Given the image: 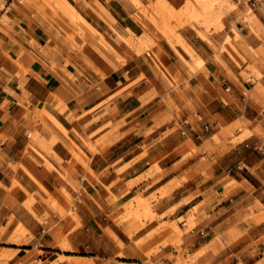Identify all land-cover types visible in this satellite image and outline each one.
I'll use <instances>...</instances> for the list:
<instances>
[{
	"label": "crops",
	"instance_id": "0c3cea01",
	"mask_svg": "<svg viewBox=\"0 0 264 264\" xmlns=\"http://www.w3.org/2000/svg\"><path fill=\"white\" fill-rule=\"evenodd\" d=\"M132 1L83 0L77 5L82 19L123 60L109 69L90 55L81 60L68 54L70 45L62 33L12 0H3L0 264H142L145 251L170 239L167 226L185 220L195 205L203 202V212L216 218L225 204L218 198V181L232 188L230 206L253 198L264 208V157L259 160L255 153L245 162L235 150L218 152L224 145L219 136L218 145L211 141L220 126L239 121L264 136L259 114L263 98L244 80L239 48L216 53L214 60L197 36L200 29L176 32V44L145 24L154 46L144 53L125 31L140 36L142 29L128 19L147 3L135 0L136 7ZM164 1L176 7L183 0ZM260 19L264 27V16ZM236 29L243 46L258 44L245 26ZM113 33L130 38L131 46L114 43ZM181 120L188 121L197 138L179 135L178 129L185 128ZM247 141L252 149L260 143L255 135ZM229 156L236 165L224 167ZM150 168L158 172L145 177ZM206 170L214 182L201 179ZM182 175L189 179L115 223L132 198L154 194L157 199L159 190ZM193 191L199 198L195 194L180 203ZM233 217L220 218L212 227L205 222L182 237L188 243L186 254L196 255L189 264H264V226L247 231L246 244L213 246L216 234L223 233L217 227ZM260 236L262 245L254 244ZM173 253L166 245L150 260L172 264L168 258Z\"/></svg>",
	"mask_w": 264,
	"mask_h": 264
},
{
	"label": "rangeland",
	"instance_id": "374dc122",
	"mask_svg": "<svg viewBox=\"0 0 264 264\" xmlns=\"http://www.w3.org/2000/svg\"><path fill=\"white\" fill-rule=\"evenodd\" d=\"M12 1L15 7L26 8L30 13L46 21L50 26L62 33L65 41L70 45L67 51L68 54H78L81 60H85L83 56L90 55L94 60L102 61L103 66L109 69H114L123 64V60L119 58L114 47L108 40H104L103 36L96 33L79 15L77 5L82 3L83 0ZM132 3L136 7L139 6L135 0H133ZM146 3L147 6L137 8V14L128 19L142 29L140 36L135 37L133 32L129 30L125 31L134 42H137L144 53H150V49L154 46L152 40L146 34L147 28L145 24L150 25L163 37H167L176 44L180 43L179 39L175 36L176 32H185L187 29L191 30L193 28L200 29L201 32L197 33V36L203 39L210 47L213 52L214 60H217L215 57L216 53H230L231 51L236 53L235 49L239 48L241 54L240 59L244 64V80L251 84L253 92L259 94L263 98L264 103V27L261 25L262 20L260 19L264 16V0H183L176 7L168 5L164 0H146ZM2 7L3 0H0V9ZM19 18L22 21L26 20L23 15H20ZM235 26L237 28L245 26L250 35L258 41V44L254 48L243 46L239 31ZM113 35L116 39L114 43H120L123 46H131L129 42L131 40L130 38L126 39L116 33H113ZM207 39L212 40V42L217 45L218 50H215ZM184 52L188 55L190 60L193 61L191 53L187 50H184ZM245 60H247V62H245ZM194 65L200 67L201 64L199 62L195 64L194 62ZM259 114L264 118V106ZM171 131L173 132L174 129ZM250 135H255L260 139V143L256 145L255 149H252L247 141ZM218 136L224 141L222 150L218 151L222 152V154H226L229 150H235L234 154L245 158V162L252 159L255 153L259 154L256 156L259 160L264 157V154H262L264 147L263 132L258 129L248 131L243 121L234 122L233 125L229 126H220L218 135L211 138L213 145H218ZM245 144H247L246 147H244ZM193 152L194 150L192 149L191 154ZM206 153L210 156V147L206 148ZM187 154L188 153L185 152L182 156ZM234 164L236 165L230 156L223 161L224 167H231ZM262 164L264 165V162ZM237 166L238 168L242 167L241 165ZM154 172H158V169L154 168V171H151L150 168L144 176L151 177ZM232 172L235 171L232 169ZM200 177L202 180H206L209 183L214 182L210 179L209 170L202 172ZM188 179L189 176L182 175L180 179L174 182L170 187L159 190L157 192V199L154 194L144 200H140L139 196L132 198L122 208V212L116 216V219L113 220H116L115 223H120L124 219L137 213L141 208L150 207L155 203V200L165 197L171 189ZM216 186L219 187L218 192L220 194H218V198L225 202L223 210L215 214L216 218L209 217L208 212H203V202L195 205L187 213L185 220L179 219L176 223H171L167 226L171 229L168 234L170 239L162 240L145 251L143 253L145 261L142 264H154L150 260L151 257L157 253L159 248L166 245L174 249V253L168 258L172 261V264H189L195 260L196 255L188 256L186 254L188 243H185L182 237L192 231V229L204 225L205 222L212 227L216 225L220 218L230 215L234 216L231 222L229 218L227 222L217 227L216 231L223 233L219 235L216 234L213 239V246H225L231 249L236 244L242 245L250 242L247 237V231L264 226V208L253 198L244 200L240 202L238 206L234 205L232 207L230 206L231 204L228 203L229 194L232 190L229 184L224 181H218ZM246 192L250 193L249 191ZM195 194L199 198V193L193 191L190 192L185 199L181 200L180 203L186 202ZM237 199L238 197L233 198V202L235 203ZM174 209L175 206L171 207L169 211H173ZM211 210L212 209H210V211ZM215 211L216 210H213V213H216ZM198 218L201 219L197 220ZM152 233L153 232L148 233L146 237H149ZM142 241L143 239H140L136 241L134 245H138ZM262 241L263 237L260 236L254 244L262 245Z\"/></svg>",
	"mask_w": 264,
	"mask_h": 264
},
{
	"label": "built area",
	"instance_id": "2783aa9c",
	"mask_svg": "<svg viewBox=\"0 0 264 264\" xmlns=\"http://www.w3.org/2000/svg\"><path fill=\"white\" fill-rule=\"evenodd\" d=\"M180 124L185 127L184 129H178V133L181 137H185L187 134H194V130L188 121L181 120ZM203 129L205 130L206 126H204ZM194 137L197 138V135L194 134Z\"/></svg>",
	"mask_w": 264,
	"mask_h": 264
}]
</instances>
